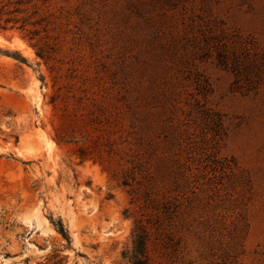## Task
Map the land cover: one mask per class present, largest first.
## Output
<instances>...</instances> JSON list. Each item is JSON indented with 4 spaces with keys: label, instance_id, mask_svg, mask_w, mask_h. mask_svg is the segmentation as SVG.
Returning a JSON list of instances; mask_svg holds the SVG:
<instances>
[{
    "label": "rangeland",
    "instance_id": "374dc122",
    "mask_svg": "<svg viewBox=\"0 0 264 264\" xmlns=\"http://www.w3.org/2000/svg\"><path fill=\"white\" fill-rule=\"evenodd\" d=\"M0 7V264H264V0Z\"/></svg>",
    "mask_w": 264,
    "mask_h": 264
},
{
    "label": "trees",
    "instance_id": "16d2710c",
    "mask_svg": "<svg viewBox=\"0 0 264 264\" xmlns=\"http://www.w3.org/2000/svg\"><path fill=\"white\" fill-rule=\"evenodd\" d=\"M4 6V5H3ZM18 12L17 9L12 12ZM11 11L5 12L3 7H0V29H11L15 27V23L18 21L17 18L9 16ZM7 14V16H4ZM19 28H23L21 25ZM38 55H42L41 51L38 50ZM61 234L68 240L67 231L60 224L59 228ZM128 258L131 264H147L146 258V237L143 232L135 230L132 240V249L128 252Z\"/></svg>",
    "mask_w": 264,
    "mask_h": 264
},
{
    "label": "bare ground",
    "instance_id": "6f19581e",
    "mask_svg": "<svg viewBox=\"0 0 264 264\" xmlns=\"http://www.w3.org/2000/svg\"><path fill=\"white\" fill-rule=\"evenodd\" d=\"M0 45H9L20 49L23 54L31 55L32 49L20 38H14L11 41H7L0 36Z\"/></svg>",
    "mask_w": 264,
    "mask_h": 264
}]
</instances>
